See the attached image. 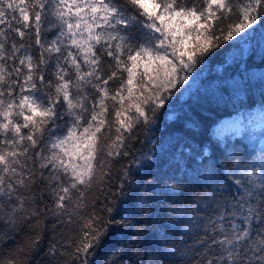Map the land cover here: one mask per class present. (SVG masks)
I'll use <instances>...</instances> for the list:
<instances>
[{
	"label": "snow or ice",
	"instance_id": "6c2138e0",
	"mask_svg": "<svg viewBox=\"0 0 264 264\" xmlns=\"http://www.w3.org/2000/svg\"><path fill=\"white\" fill-rule=\"evenodd\" d=\"M0 264H264V0H0Z\"/></svg>",
	"mask_w": 264,
	"mask_h": 264
}]
</instances>
